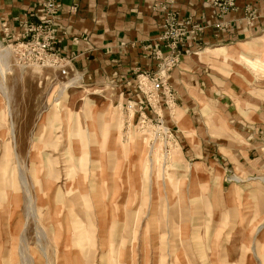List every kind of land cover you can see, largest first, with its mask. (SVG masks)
Masks as SVG:
<instances>
[{"label":"rangeland","instance_id":"1","mask_svg":"<svg viewBox=\"0 0 264 264\" xmlns=\"http://www.w3.org/2000/svg\"><path fill=\"white\" fill-rule=\"evenodd\" d=\"M43 1L41 12L15 18L19 31L1 23L0 56L8 66L0 68V264H23V236L35 264H264V171L249 173L233 159L223 183L220 171L210 172L189 153L200 144L197 129L221 147L234 139L224 112L203 102V125L194 126V107L186 110L180 98H200L193 89L183 96L174 84L188 44L207 47L206 24L172 6V20H192L202 30L190 25L177 38L179 63L156 74L173 51V38H160L164 12L155 44L147 47L155 68L123 81L131 90L136 84L141 96L113 98L72 73L59 48L67 30L57 24L58 14L61 58L19 59L15 47L31 38L27 25L42 20ZM212 2L219 17L238 7L233 0L222 12V1ZM255 19L246 16L249 26ZM215 27L217 36L224 23ZM263 43L256 39L255 48L243 41L236 55L232 45L205 51L215 55L208 60L223 81L244 69L256 86L254 74L264 76ZM142 74L150 81L141 82Z\"/></svg>","mask_w":264,"mask_h":264},{"label":"crops","instance_id":"2","mask_svg":"<svg viewBox=\"0 0 264 264\" xmlns=\"http://www.w3.org/2000/svg\"><path fill=\"white\" fill-rule=\"evenodd\" d=\"M41 1L0 0V30L1 23L7 21L11 29L19 31L15 18L29 15L30 10L41 12ZM162 1L58 0L57 24L67 30L59 48L69 59L72 73L79 74V81L97 84L103 94L113 98L127 99L126 95L137 100L141 96L136 92L137 85L131 90L128 87L132 86L124 85L123 81L126 74L152 70L156 66L149 55L151 49L147 47L152 48L161 29L165 13L158 4ZM236 3L238 7L222 17L218 16L212 0H178L172 4L181 17L193 15L206 24L204 42L207 47L199 50L192 43L188 44L179 68L173 72L177 74L174 84L183 96L191 95L193 89L194 95L200 98H180L179 104L186 110L194 107V126L200 128L203 125L199 101L212 108L218 107L233 128L234 139L225 141L226 147L218 146V140L197 129L200 144L198 148H189L190 155L197 162L207 164L210 172H221L223 183L227 167L235 166L233 159L239 160L249 173L264 171V76L254 74V86L253 77L242 68V71L236 69L235 73L232 72L229 81H223L208 60V56L215 55L205 51L216 44L232 45L231 52L236 55L239 54L236 48H240L243 41L256 48V39H264V0H236ZM248 15L256 16L251 26L246 22ZM217 22H223L224 28L216 36ZM263 47L264 43L258 51ZM188 143H183L185 149ZM221 148L229 154L222 153Z\"/></svg>","mask_w":264,"mask_h":264},{"label":"built area","instance_id":"3","mask_svg":"<svg viewBox=\"0 0 264 264\" xmlns=\"http://www.w3.org/2000/svg\"><path fill=\"white\" fill-rule=\"evenodd\" d=\"M221 1L222 3L218 5L220 6L222 12L228 11L229 7L234 4L233 0ZM173 2L174 0H164L160 3L161 9L168 14L167 18H169L168 20L166 18V21L162 26L163 32L161 33L160 38L165 39L172 37L174 41L169 46L173 50L171 51V58L169 59L168 56L165 63L166 65H162L160 71L156 74H166L171 69L170 63H173L172 66L179 63L181 53L175 51V49L177 48V38H181L188 31H190L192 29L190 28V25H192V31L195 33H197L199 30H202L201 25L194 23L192 20H188L187 22H178L172 20V4H174ZM42 4L44 6V13L41 17L42 20L40 21V23H30L27 25V33L31 35V38L27 41L18 43V45H16L15 47L17 56L20 60L43 62L47 58L51 57V59L57 61L60 57L57 50L55 49V44L56 42H58V34L60 33V31L56 33V29H54L53 23L54 16L59 12L57 0H44ZM183 40L184 38L180 39L179 41ZM63 72H65V70ZM141 76H144L141 82L145 83V79H147V81H150L149 74H142ZM154 83L157 87L158 84L156 82Z\"/></svg>","mask_w":264,"mask_h":264},{"label":"bare ground","instance_id":"4","mask_svg":"<svg viewBox=\"0 0 264 264\" xmlns=\"http://www.w3.org/2000/svg\"><path fill=\"white\" fill-rule=\"evenodd\" d=\"M7 66H8L7 57L6 56L5 57L0 56V68H2L4 70V69H7ZM22 181H23L24 187L27 190L28 182H27L26 176L24 174H22ZM29 198H30V195H29ZM32 206L33 205H32L31 200H30L29 201V207L32 208ZM20 255H21V259L23 261V264H35L34 259H31V256L29 255L27 242H26L24 236L22 238V244L20 247Z\"/></svg>","mask_w":264,"mask_h":264}]
</instances>
